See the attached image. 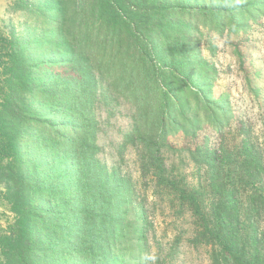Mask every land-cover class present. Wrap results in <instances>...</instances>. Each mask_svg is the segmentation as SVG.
Returning <instances> with one entry per match:
<instances>
[{
	"label": "trees",
	"instance_id": "obj_1",
	"mask_svg": "<svg viewBox=\"0 0 264 264\" xmlns=\"http://www.w3.org/2000/svg\"><path fill=\"white\" fill-rule=\"evenodd\" d=\"M46 2L23 9L37 15L23 32L0 36V182L14 214L0 231L3 263L150 264L122 252L129 240L142 249L147 215L131 178L101 156L99 139L120 117L116 154L138 149L142 175L189 213L191 247L205 246L210 264H264V148L244 121L227 135V95L214 94L215 69L187 34L189 8L222 34L263 17L264 0ZM204 125L219 141L187 148L203 169L189 188L161 150L168 135L195 138Z\"/></svg>",
	"mask_w": 264,
	"mask_h": 264
},
{
	"label": "rangeland",
	"instance_id": "obj_2",
	"mask_svg": "<svg viewBox=\"0 0 264 264\" xmlns=\"http://www.w3.org/2000/svg\"><path fill=\"white\" fill-rule=\"evenodd\" d=\"M46 4V0H0V36L7 35L10 30L23 32L37 18L35 13L29 14L23 9L43 8ZM189 9L194 17L188 23L190 30L187 34L197 36L201 55L216 72L211 82L212 90L216 95H227L234 115L225 132L229 137L233 136L237 120L244 121L252 126L255 138L264 148V15L255 22H246L245 30L240 27L231 28L228 24L221 34L212 30L209 25L197 22L195 18L198 8ZM211 47L213 52H210ZM236 50L240 55H237ZM33 102L37 105L38 99L34 98ZM116 120L117 123L106 128L107 134L99 139L103 149L101 156L108 165L116 167L119 173L131 178L135 200L143 202L147 215L142 249L139 250L129 240L122 248L126 260L133 262L136 257H141L149 260L150 264H210L207 248L191 247L188 241L192 233L189 213L179 212L175 195L158 184L152 172L142 175L138 149L129 145L120 157L116 154V147L113 145L119 139L117 131L127 128V119L118 117ZM204 139L210 146L218 145L216 132L204 125L195 138L181 132L168 135V147L161 150L167 172L181 179L180 182L189 188H197L203 184V169L200 170L190 159L187 148L203 143ZM3 192L4 186L0 182V231L7 229L14 220V214L10 204L4 199ZM43 202L44 200H38L36 203ZM133 206L131 202L124 219L129 230L137 223ZM3 261L0 247V264H4Z\"/></svg>",
	"mask_w": 264,
	"mask_h": 264
},
{
	"label": "clouds",
	"instance_id": "obj_3",
	"mask_svg": "<svg viewBox=\"0 0 264 264\" xmlns=\"http://www.w3.org/2000/svg\"><path fill=\"white\" fill-rule=\"evenodd\" d=\"M151 259H154V257H151Z\"/></svg>",
	"mask_w": 264,
	"mask_h": 264
}]
</instances>
